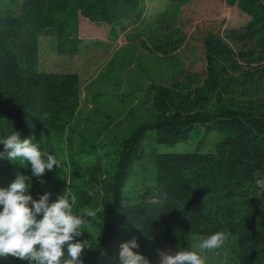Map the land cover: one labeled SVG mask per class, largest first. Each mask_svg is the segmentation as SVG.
I'll list each match as a JSON object with an SVG mask.
<instances>
[{
    "label": "trees",
    "instance_id": "obj_1",
    "mask_svg": "<svg viewBox=\"0 0 264 264\" xmlns=\"http://www.w3.org/2000/svg\"><path fill=\"white\" fill-rule=\"evenodd\" d=\"M225 2L249 20L205 36L202 71L149 84L148 120L103 136L112 121L91 135L79 130L80 76L42 70L40 39L54 35L58 53L77 54L81 17L110 26L117 39L129 24H145L144 0H23L18 13L0 0V139L32 137L61 162L39 179L27 162L0 158V167L8 185L18 172L30 176L33 199L68 191L77 214L97 210L76 238L92 248L84 264H119V245L133 237V251L152 263L166 243L194 250L197 237L217 231L231 242L229 264H264V187L256 183L264 180V0ZM156 50L167 52L163 43ZM215 131L222 137L214 150L156 149Z\"/></svg>",
    "mask_w": 264,
    "mask_h": 264
},
{
    "label": "rangeland",
    "instance_id": "obj_2",
    "mask_svg": "<svg viewBox=\"0 0 264 264\" xmlns=\"http://www.w3.org/2000/svg\"><path fill=\"white\" fill-rule=\"evenodd\" d=\"M23 0H1L3 7L17 13ZM147 7L145 24H129L117 39L110 37V26L96 24L81 17L79 35L84 47L74 55L55 50L54 35L40 39L39 67L44 71L76 72L82 88V123L79 130L91 135L112 121L103 136L127 131L138 122L148 120L152 104L145 95L151 83H171L183 77L185 71L204 68V38L210 33L224 34L227 28L244 25L249 16L238 6L225 0H144ZM146 43L147 46L144 45ZM163 43L167 51H157ZM218 131L199 134L188 142L175 145L156 144L160 152L214 150L220 139ZM154 173V170L151 171ZM150 174L138 172L136 180L143 182ZM9 187L0 167V189ZM0 205V211H2ZM206 237L199 236L194 246ZM163 250L175 251L170 243ZM208 264H229L232 256L229 239L217 250L206 252ZM0 264H28L13 257H0ZM151 264H159L158 256Z\"/></svg>",
    "mask_w": 264,
    "mask_h": 264
},
{
    "label": "clouds",
    "instance_id": "obj_3",
    "mask_svg": "<svg viewBox=\"0 0 264 264\" xmlns=\"http://www.w3.org/2000/svg\"><path fill=\"white\" fill-rule=\"evenodd\" d=\"M29 137L21 140L12 132L0 139L4 152L0 158L10 162L23 161L31 165L32 176L38 179L46 170L61 167L56 156L42 151L38 143ZM43 184L44 181L40 180ZM264 187V180H257ZM31 177L21 173L7 189H0V257H13L28 264H84L81 259L85 249H92L89 240H77L84 233L89 220L97 218V210L87 208L82 214L74 211L77 196L64 191L50 202V192L33 199L29 194ZM38 216L41 217L38 219ZM228 240V234L217 231L202 239L194 250L176 251L157 249L159 264H206L205 253L220 249ZM137 239L133 237L119 245V264H151L139 254Z\"/></svg>",
    "mask_w": 264,
    "mask_h": 264
}]
</instances>
